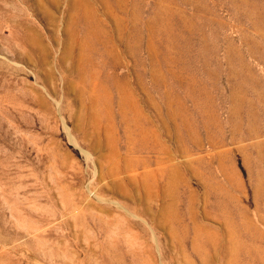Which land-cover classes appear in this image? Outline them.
<instances>
[{
    "label": "rangeland",
    "instance_id": "1",
    "mask_svg": "<svg viewBox=\"0 0 264 264\" xmlns=\"http://www.w3.org/2000/svg\"><path fill=\"white\" fill-rule=\"evenodd\" d=\"M0 264H264V0H0Z\"/></svg>",
    "mask_w": 264,
    "mask_h": 264
}]
</instances>
